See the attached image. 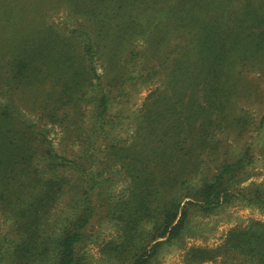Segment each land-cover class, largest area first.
<instances>
[{
    "label": "trees",
    "instance_id": "trees-1",
    "mask_svg": "<svg viewBox=\"0 0 264 264\" xmlns=\"http://www.w3.org/2000/svg\"><path fill=\"white\" fill-rule=\"evenodd\" d=\"M139 1L69 2L85 6L82 14L92 16L99 38L104 34L111 37V31H116L117 40H132L144 32L148 49L159 52L168 27H173L188 31L192 42H201L196 50L174 46L176 58L167 90L146 105L140 121L143 125L137 128L140 133L131 141L109 146L104 143V137L113 131V127L107 129L109 121L104 115L109 97L102 91L90 100L85 97L94 80L90 72L97 76L95 69L87 64L79 78V72L72 71L76 56L67 37H55L50 29L44 32L43 25L26 24L18 7L28 0H0V7L5 9L0 13V97L5 100L0 102V208L11 228L0 238V264H81L77 246L95 214L93 199L102 193L106 182L94 166L102 159L115 172L123 171L130 183L112 211L119 213L117 226L125 243L141 238L143 228L152 222L155 241L175 239L187 217L185 209H180L183 199L205 209L221 204L222 174L197 189L192 181L170 172L179 171V164L186 159L196 158L188 156L197 150L194 125L189 120L209 109L221 116L223 96L230 94L233 57L264 66V2L257 10L242 7L234 12V0H154V4L145 0L133 8ZM246 5L253 6L249 1ZM165 10L166 25L163 21L154 25V15ZM86 37L92 40L88 34ZM88 51L86 48L85 56ZM43 53L58 58L55 68H61V73L40 68ZM98 85L101 87L102 82ZM187 88L192 90V97L189 113L184 115L179 105L184 103ZM31 91L46 103L38 119L49 118L63 130V141L72 140L71 144L80 148L73 158L65 152L60 154L47 140L44 125L24 118L14 96ZM165 101L169 105L161 110L158 106ZM91 105L96 121H90L92 127L88 128L82 108ZM63 106L73 115L63 114ZM80 112L82 119H78ZM168 114H174L172 121ZM180 143L188 149L183 154L177 152L176 144ZM62 202L61 208L58 205ZM242 237L238 244L249 249L253 263L264 264V233L254 230ZM138 248H133V264H148V256L140 257Z\"/></svg>",
    "mask_w": 264,
    "mask_h": 264
},
{
    "label": "rangeland",
    "instance_id": "rangeland-1",
    "mask_svg": "<svg viewBox=\"0 0 264 264\" xmlns=\"http://www.w3.org/2000/svg\"><path fill=\"white\" fill-rule=\"evenodd\" d=\"M17 1L23 3V0ZM69 1L28 0L18 8L25 16L26 24L43 25L44 32L50 29L48 32L55 37L69 39L68 45L76 56L72 71L79 72V78L83 76L87 64L95 69L97 76L90 72L94 80L85 97L90 100L101 91L109 97L104 115L109 121L107 129L113 127V131L104 137V143L112 146L131 141L141 130L137 128L143 125L140 121L146 105L160 98L167 90L166 84L174 66L172 61L176 58L174 46L196 50L201 41L192 42L188 31L173 27H168L159 52L148 49L144 32L132 40H117L116 31H111L113 39L105 34L99 38L100 32L94 33L95 21L92 16L82 14L85 6L73 5ZM144 1L140 0L133 8L143 5ZM153 1L150 0V3L154 4ZM247 1L253 6L246 5ZM262 2L234 0V12L242 7L257 10ZM3 11L5 9L0 7V13ZM165 14L166 10L156 13L154 25L160 21L166 25ZM19 24L23 25L22 22ZM87 34L92 40L86 37ZM86 48H89L87 56L84 55ZM36 49L33 47V50ZM56 61L58 58L53 53H43L40 68L59 74L61 68H55ZM260 65L252 66L233 57L228 85L230 94L222 95L221 116L218 117L214 109H209L189 120L194 125L197 150L188 156L196 158L193 161L186 159L179 164V171L173 169L170 172L172 176L180 175L182 180L192 181L197 189L203 183L210 182L213 176L222 174L221 204L205 209L202 204L183 199L180 209H185L187 217L175 239L155 241L152 222L143 228L141 238H133L130 243H125L120 238L121 232L117 226L119 213L112 214V211L114 202L124 197L130 183L123 171L117 173L105 164V159L99 160L94 166L99 168L98 172L106 182L101 187L102 193L93 199L95 214L85 230L83 242L77 246L81 264H133L136 255L134 246L139 247L140 257L144 254L148 256V264H254L247 251L249 249L238 242L244 233L254 230L264 233V66ZM100 82L101 87L98 85ZM46 83L48 87L50 82ZM191 94L192 90L187 88L183 95L184 103L179 105L184 115L189 113ZM14 100L27 121L45 126L42 130L46 132L47 140L52 141L60 154L65 152L69 158L76 155L80 148L71 144L72 140H62V129L49 122V118L44 121L38 119L37 114L43 115L46 103L37 96L36 91L28 95L16 93ZM0 102L4 103L5 100L0 97ZM168 105L169 102L165 101L158 107L163 110ZM82 109L85 113L83 121L91 128L90 121H96L93 106ZM62 113L73 115V111L66 106H63ZM173 115L168 114L170 121L174 119ZM82 117L80 112L78 119ZM165 120L161 119L163 122ZM176 145L178 153L183 154L188 150L185 143ZM63 204L58 206L62 208ZM6 215L0 208V238L11 232ZM11 237L15 239V236ZM197 250L205 253L199 254Z\"/></svg>",
    "mask_w": 264,
    "mask_h": 264
}]
</instances>
